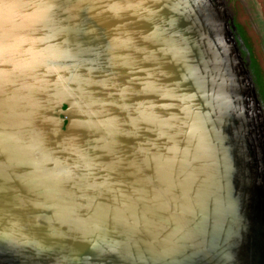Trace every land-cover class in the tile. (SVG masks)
<instances>
[{"label":"water","instance_id":"95a60500","mask_svg":"<svg viewBox=\"0 0 264 264\" xmlns=\"http://www.w3.org/2000/svg\"><path fill=\"white\" fill-rule=\"evenodd\" d=\"M259 0H0V264H264Z\"/></svg>","mask_w":264,"mask_h":264},{"label":"trees","instance_id":"16d2710c","mask_svg":"<svg viewBox=\"0 0 264 264\" xmlns=\"http://www.w3.org/2000/svg\"><path fill=\"white\" fill-rule=\"evenodd\" d=\"M237 9H238V14H239L238 20H237V25L239 27V30H240V32L244 38H246V36H248L249 39L247 41L251 42L250 48L256 50L257 58L261 62L262 71L258 74V78H259V83L262 86L263 80H264V58H263V56L260 52V49H259V42H258V39L256 38V36L250 30L247 19L245 18L244 13L242 11V8L239 4H237ZM253 63H254L253 65H255L254 59H253ZM256 73H257V70H256ZM263 95H264V93H263Z\"/></svg>","mask_w":264,"mask_h":264},{"label":"flooded vegetation","instance_id":"af4514ba","mask_svg":"<svg viewBox=\"0 0 264 264\" xmlns=\"http://www.w3.org/2000/svg\"><path fill=\"white\" fill-rule=\"evenodd\" d=\"M250 45H251V42L248 43V52H245L246 57L248 55L250 57L252 56L249 53V52L252 51V49L250 48ZM254 61H255V65H253L254 63H253V59H252V61L250 62V67H251V70H252V72H253V74L255 76L256 83L258 85V90H259V93L261 95V99L264 102V95H263V93H264V80H263V85L261 86L260 83H259V78H258V74L262 71V69H261V62H260V60L258 58H256V59L254 58ZM256 70H257V73H256Z\"/></svg>","mask_w":264,"mask_h":264},{"label":"rangeland","instance_id":"374dc122","mask_svg":"<svg viewBox=\"0 0 264 264\" xmlns=\"http://www.w3.org/2000/svg\"><path fill=\"white\" fill-rule=\"evenodd\" d=\"M261 2V4L263 5V9H264V0H259ZM238 10V9H237ZM239 16V14H238ZM246 18V17H245ZM247 19V18H246ZM237 20H238V17H237ZM248 22V21H247Z\"/></svg>","mask_w":264,"mask_h":264}]
</instances>
